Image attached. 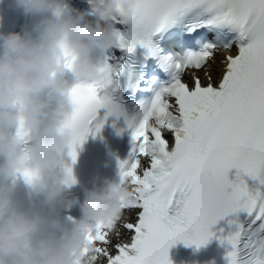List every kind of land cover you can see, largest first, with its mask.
<instances>
[{
  "label": "snow or ice",
  "instance_id": "6c2138e0",
  "mask_svg": "<svg viewBox=\"0 0 264 264\" xmlns=\"http://www.w3.org/2000/svg\"><path fill=\"white\" fill-rule=\"evenodd\" d=\"M126 2L112 18L119 43L103 54L102 79L68 89L73 111L63 125L75 132L67 152L73 164L78 146L109 117L131 130L134 158L119 167L135 198L122 201L128 217L88 229L97 264H172L169 248L178 241L199 247L213 237L226 249L225 264H264V0ZM173 33L195 47H166ZM61 48L71 70L75 55ZM217 55L223 67L214 85ZM150 61L163 78L148 75ZM189 69L196 70L191 83L184 79ZM201 69L206 84L196 74ZM16 135H28L22 120ZM141 158L149 167L138 174ZM233 168L236 179L229 180ZM66 171L74 181L71 165ZM22 174L29 182L35 176L27 167Z\"/></svg>",
  "mask_w": 264,
  "mask_h": 264
},
{
  "label": "clouds",
  "instance_id": "9594fccd",
  "mask_svg": "<svg viewBox=\"0 0 264 264\" xmlns=\"http://www.w3.org/2000/svg\"><path fill=\"white\" fill-rule=\"evenodd\" d=\"M53 3L12 0L25 15L46 13ZM118 7L129 5L126 0H100L92 19L65 8L43 15L31 28L0 31V264H97L88 229L119 220L122 201L135 198L130 183L113 180L85 189L76 225L70 227L60 215L67 207L65 189L76 183L62 158L75 132L63 127L73 105L60 79L68 70L61 45L75 55L70 71L78 83L102 79L98 54L119 43V29L112 20ZM21 120L28 133L25 139L16 135ZM25 167L35 173L30 182L22 174ZM21 178L42 194L38 207L22 208L14 199Z\"/></svg>",
  "mask_w": 264,
  "mask_h": 264
}]
</instances>
